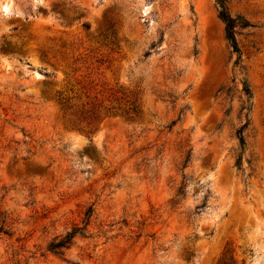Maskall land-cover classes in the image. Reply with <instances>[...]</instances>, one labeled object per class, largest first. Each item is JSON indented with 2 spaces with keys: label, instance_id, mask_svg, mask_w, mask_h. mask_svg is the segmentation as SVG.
Masks as SVG:
<instances>
[{
  "label": "rangeland",
  "instance_id": "1",
  "mask_svg": "<svg viewBox=\"0 0 264 264\" xmlns=\"http://www.w3.org/2000/svg\"><path fill=\"white\" fill-rule=\"evenodd\" d=\"M224 1L239 54L216 0H0V264H264V0Z\"/></svg>",
  "mask_w": 264,
  "mask_h": 264
},
{
  "label": "trees",
  "instance_id": "2",
  "mask_svg": "<svg viewBox=\"0 0 264 264\" xmlns=\"http://www.w3.org/2000/svg\"><path fill=\"white\" fill-rule=\"evenodd\" d=\"M217 6L219 8V19L224 25V33H225V38L228 41L230 47L232 48L233 52L235 54H239V49L236 43L235 35L233 32V23L230 18V16L227 13V10L225 8V1L224 0H216ZM248 26V25H246ZM242 93L246 98L250 97V90L247 86H243ZM244 110V108H241V111ZM246 127V124H244L242 127H240L236 131V137L239 143V147L242 148L244 146V139L242 136L243 129ZM240 162V157L237 159V163ZM1 215V213H0ZM2 218L0 220V234L7 235V230L5 229V220ZM76 233V230L71 231L70 233L66 234L62 239L57 241L56 243H52L49 246L50 250H57V249H65L67 245H69V242L73 238L74 234Z\"/></svg>",
  "mask_w": 264,
  "mask_h": 264
}]
</instances>
